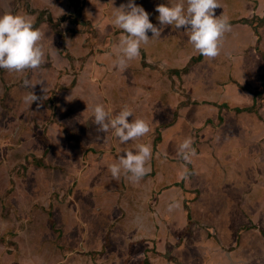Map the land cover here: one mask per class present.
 I'll use <instances>...</instances> for the list:
<instances>
[{"label": "crops", "instance_id": "crops-1", "mask_svg": "<svg viewBox=\"0 0 264 264\" xmlns=\"http://www.w3.org/2000/svg\"><path fill=\"white\" fill-rule=\"evenodd\" d=\"M111 1L0 0L45 34L38 69H0V264H264V0H219L231 31L214 59L152 13L161 36L124 70L112 13L126 1ZM44 87L39 110L24 103ZM97 103L151 131L97 132ZM141 143L147 173L114 180Z\"/></svg>", "mask_w": 264, "mask_h": 264}, {"label": "clouds", "instance_id": "clouds-1", "mask_svg": "<svg viewBox=\"0 0 264 264\" xmlns=\"http://www.w3.org/2000/svg\"><path fill=\"white\" fill-rule=\"evenodd\" d=\"M219 7H222L219 0H169L167 5H157L155 11L159 13L157 19L161 26L171 25L176 30L185 29L184 34L194 50L205 58L214 59L220 54L224 34L231 31L227 17L216 16L215 10ZM149 15L135 0H128L113 11L112 22L124 33L119 40L115 61L118 70L126 69L128 63L140 55L142 46L161 36V28L150 21ZM149 31L152 33L151 38ZM44 37L45 34L35 28L28 18L11 13L0 15V69L14 73L38 69L45 60L41 43ZM42 83L43 81L40 82ZM23 85L33 89L36 84L26 78ZM42 91V96L31 91L24 96V103H36L39 110L48 99L47 87ZM93 113L94 124L98 126L97 132L108 134L111 131L122 144L136 141L151 131L149 123L136 118L127 106L113 116L103 104L97 103ZM132 116L134 119L129 122V117ZM192 143L191 138H186L179 146V155L186 162H190L191 157L196 154ZM124 153L126 155H121L118 163L110 165L109 171L114 180L118 181L123 173L127 179L138 181L148 171L146 164L152 157L151 145L141 143L136 146V151L127 150ZM177 206L171 205L169 210Z\"/></svg>", "mask_w": 264, "mask_h": 264}, {"label": "flooded vegetation", "instance_id": "flooded-vegetation-1", "mask_svg": "<svg viewBox=\"0 0 264 264\" xmlns=\"http://www.w3.org/2000/svg\"><path fill=\"white\" fill-rule=\"evenodd\" d=\"M135 3L139 6H142L149 14H152V13H158L155 11L157 5L160 4L167 5L169 3V0H135Z\"/></svg>", "mask_w": 264, "mask_h": 264}, {"label": "rangeland", "instance_id": "rangeland-1", "mask_svg": "<svg viewBox=\"0 0 264 264\" xmlns=\"http://www.w3.org/2000/svg\"><path fill=\"white\" fill-rule=\"evenodd\" d=\"M107 1V0H106ZM128 2V0H126V3ZM107 3V7L109 8V7H112L113 6V4H112V1L110 2V0H108V2H106ZM116 3V5H118L120 2H115ZM216 15H217V13H216ZM247 96V95H246Z\"/></svg>", "mask_w": 264, "mask_h": 264}]
</instances>
